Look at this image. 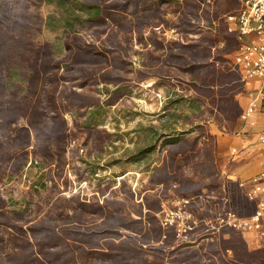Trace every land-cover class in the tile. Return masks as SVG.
I'll list each match as a JSON object with an SVG mask.
<instances>
[{"label":"rangeland","instance_id":"rangeland-1","mask_svg":"<svg viewBox=\"0 0 264 264\" xmlns=\"http://www.w3.org/2000/svg\"><path fill=\"white\" fill-rule=\"evenodd\" d=\"M153 1L0 0V264H264L257 233L210 240L205 224L235 163L264 164L255 116L240 117L245 88L213 56L236 50L221 18L237 2L203 0L206 39L198 0ZM82 3L101 6V22ZM195 126L177 145L162 136ZM176 209L197 221L185 239L162 223Z\"/></svg>","mask_w":264,"mask_h":264},{"label":"built area","instance_id":"built-area-1","mask_svg":"<svg viewBox=\"0 0 264 264\" xmlns=\"http://www.w3.org/2000/svg\"><path fill=\"white\" fill-rule=\"evenodd\" d=\"M207 2L210 0H206ZM237 7L223 15L227 32L234 33L236 50L226 58V64L235 70L240 83L245 88L248 101L240 117L251 119L256 112L260 113V125L257 142L264 147V0H236ZM225 41L219 42V47ZM242 193L256 203L255 210L249 215H241L232 209L224 197L221 211L213 221L206 220L208 235L215 231L232 230L246 235L257 233L264 239V166L251 177L237 181ZM185 212L181 209L166 211L162 219L164 225H176V236L185 239L184 233L193 225L185 224Z\"/></svg>","mask_w":264,"mask_h":264},{"label":"trees","instance_id":"trees-1","mask_svg":"<svg viewBox=\"0 0 264 264\" xmlns=\"http://www.w3.org/2000/svg\"><path fill=\"white\" fill-rule=\"evenodd\" d=\"M173 1L174 0H155V1H153V5L152 6L154 8H157V10H159L163 6H165L167 4H170ZM197 2H195L197 8L200 7L199 9L205 14L204 17H203V21H205L208 24V27H206V29L209 30V31H205L206 34L202 32L203 38L209 39V38L212 37L210 32L211 31L213 32L212 23H214V21L212 19V16L209 15L210 14V6H209V3H207L206 1L203 2V0L202 1L198 0ZM79 7H80V9L83 12H85L87 14L86 21H91V22H94V23L101 22V14H102L101 6H99V5L95 4V3H91V4L82 3L81 6H79ZM145 10H147V9H145ZM70 14H71V17L69 18V22H70L69 24L70 25H72V24L74 25L75 24V20H76L78 15L76 13L74 14V12H71ZM221 22L224 25L225 34H227L228 36H231V39L234 40V33L227 32L226 22L224 21L223 18H221ZM70 25H69V27H70ZM215 31H216V29H215ZM214 33H216V32H214ZM182 44L187 45V43H182ZM225 44H226V42H225ZM213 45H214V43L209 45L210 50H211V47ZM169 50L171 51L172 49L170 48ZM170 54H171V57L173 58V60H178L179 62H183V60H182L183 56L181 54H175V53H173V51ZM213 56L216 57V59L225 62V59H224V57L221 54L217 53V54H215ZM194 57L198 58L199 54H197V55L194 54ZM197 64H199V63H197ZM197 64L195 65L196 71H193L194 72L193 75H195V77H196V75L199 76V73H198L197 69H200L201 67H204V68H206V70H209V71H206V72H212V70H214L213 67H212V63H210V62H206L205 65H200V64L197 65ZM229 72H230L231 76H233L236 79L234 83L237 84L239 82V84H240V79H239L238 73L235 70H233V69H229ZM10 76L11 75L9 73L8 74V79L9 80H11ZM122 88L123 87L117 85L114 89H112L110 91L109 94L110 95L111 94H113V95L120 94ZM173 101H177L178 104H180L182 102H187L189 104V108L192 109V111L194 113L201 112L200 111L201 110L200 109L201 106L199 105L198 99L196 97H187V98L180 97V98L175 99ZM92 108H93V109H91L92 111L89 112L88 119L85 121V127H93V126L98 124V122L95 119V112L96 111L98 112V110L101 109V105L97 104V105H95ZM197 128H200L199 125L197 126ZM194 129H196V126L195 127H191L190 129H187L186 131H179L178 132V131H175V130L174 131L171 130V131H169L167 133H163L162 136H173L168 141L169 145L173 146V145H177L178 143H180L185 138L184 136H185L186 132L193 131ZM152 150H153V145L147 147V149H145L144 152H150ZM224 191H225L224 197L226 198L227 203H228L229 206H231L235 202L237 203V207L238 208H236V211L239 214H241V215H249L255 210V208H256L255 201L254 200H249L242 193L240 187L238 186L237 180L227 179L225 181V184H224ZM186 243H189V241H186ZM60 264H62V263H60Z\"/></svg>","mask_w":264,"mask_h":264},{"label":"crops","instance_id":"crops-1","mask_svg":"<svg viewBox=\"0 0 264 264\" xmlns=\"http://www.w3.org/2000/svg\"><path fill=\"white\" fill-rule=\"evenodd\" d=\"M254 119L256 120V122L260 125V113L256 112L254 114ZM247 165H249L248 167H246ZM264 166L262 160H259V163H235V165L232 167L230 172H227L225 174V177H227V179H231V180H244L247 179L249 177H251L252 175H254L255 173H257L262 167ZM219 168H221V172L223 173L225 171V163H220ZM226 181V180H225ZM224 184L223 183V191H224ZM225 193V191H224ZM242 237L245 239V241L247 242V244L249 245V241L246 239L245 235H242ZM208 239V237H207ZM210 240H213V237L210 236L209 238ZM186 241L193 242V240L191 239H187ZM252 244H254L255 246H258V242L257 241H252Z\"/></svg>","mask_w":264,"mask_h":264}]
</instances>
